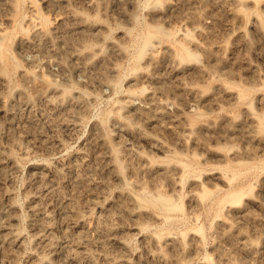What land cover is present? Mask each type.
Segmentation results:
<instances>
[{"label":"rangeland","instance_id":"obj_1","mask_svg":"<svg viewBox=\"0 0 264 264\" xmlns=\"http://www.w3.org/2000/svg\"><path fill=\"white\" fill-rule=\"evenodd\" d=\"M31 1L46 25L75 15L92 26L74 36L90 64L67 55L65 75L62 54L17 44ZM0 28L9 45L0 52V152L11 159L0 162V210L11 209L7 225L21 237L0 241V264H86L71 248L87 247L93 264H264V0H0ZM185 47L194 55L182 58ZM34 74L67 88L71 102H22L41 82ZM50 95L54 105L62 97ZM103 139L135 166L141 151L152 170L135 177L126 166L121 183ZM78 217L115 229L90 233V247Z\"/></svg>","mask_w":264,"mask_h":264},{"label":"bare ground","instance_id":"obj_2","mask_svg":"<svg viewBox=\"0 0 264 264\" xmlns=\"http://www.w3.org/2000/svg\"><path fill=\"white\" fill-rule=\"evenodd\" d=\"M49 1L53 2L55 0H49ZM6 2L8 4H12V3L16 4L17 0H6ZM22 17L26 21L27 25L25 27H23L24 33H22L21 35H19L17 37V44L21 48H23L25 50H30V48L33 47L32 48L33 50L38 49V50H43V51L45 50V52L47 51V52H50L52 54L53 53L62 54V57L60 58L61 60H59V63L61 65L62 73L65 75L69 74V72L72 70L71 66L68 64L67 55L69 57H70V55L73 57L75 56V58H77L78 60L81 59L87 65L90 64L88 55L83 53L82 50L76 48L75 42H74V36H75L76 32L85 33V30L87 28L92 27L91 25H86L79 17H76L75 15H73L71 18L69 17V19L67 17H60V20H59L57 25H53V26L52 25L51 26L46 25L44 20H43V16L40 14V12H38L36 5L32 1L27 2L24 5L23 11H22ZM59 41H61V43L62 42L64 43L65 46L63 45L64 46L63 49H60V47H59L60 42ZM150 44H151L150 40L146 39L145 40V46L150 45ZM196 45H198V43ZM7 49H9L8 34H7V31L0 28V52L3 50H7ZM33 50H30V51H33ZM207 51L213 52L212 49H209ZM193 55H194V53L189 48L185 47L184 50L182 51L181 57L184 58V57H190ZM162 56H164V55H162ZM160 58H162V57H159L153 51L151 52L150 60L152 62L158 63L160 61ZM196 68L200 71H203V68L201 66L197 65ZM32 78H35V79L38 78L41 82L36 80L40 83H38V86L36 87V91L33 92L34 94L23 93V91L21 90L23 93V96H20L19 98L22 99L21 100L22 102H25L26 104H30V103H32V100L33 101L35 100L34 99L35 97H41V98H45V100L50 105L52 104L53 106H58V105H63V103L70 101L71 97H69L68 89L65 87L59 86L54 79H51V78L44 76V75L39 76V75H35V74H34V77H32ZM187 88L190 91L195 90L193 87H187ZM54 92H60L61 96H62V97H59L60 99L57 100V103H55L56 105L53 104L55 102V100L50 95V93H54ZM22 93H20V95H22ZM241 96H243V94L241 92H238L237 97H241ZM79 98H81V95H79ZM135 99H136V97H133V96L131 98H129V100H128L129 105L136 109L137 115L148 117L149 115H147V112L143 108H141L137 105L136 106L134 105ZM166 104H167V102L160 103L158 105V114L166 115L169 113V112H167L168 109H166L167 108ZM120 127H121V129H125L134 138H139V137L145 136V134L142 131V128L140 127V124L139 125L135 124V122H132V123L131 122H129V123H122L121 122ZM103 141L106 142V144L108 145V148H109V154H108L109 164H110L109 170L121 181V183L124 184V183L128 182V180L124 176V170H125L126 166L129 167L130 171L133 173V175L135 177H140L143 172L152 170L153 165L155 163L150 159H144L145 158L144 154L141 151H137V152H135V154L133 153L140 160V162L138 163V166L137 165L135 166V164H133L134 161L132 162V158H133L132 153L130 154L129 152L126 151L124 154H122L121 150L119 148L115 147L114 145L110 144V142H108L109 141L108 139H105V140L103 139ZM155 143L160 145V143L157 139H155ZM123 157L125 158V160ZM8 158H9L8 154H6L4 152H0V162H4ZM142 160H144V162ZM89 168L90 167H88V169ZM182 168L184 171H187L188 165L183 164ZM164 171L169 172V170L167 168H165ZM82 177L76 178L77 179L76 183L78 184V186H80V184H84L87 182L85 180V178H82ZM38 178H39L38 181L40 183V185H38V186L40 188L45 187L44 175L40 174L38 176ZM53 183L56 185L59 183V181H55ZM56 187H57V185H56ZM56 187H54L52 185L48 186V188L50 189L49 193L53 192ZM157 198L160 200L164 199L161 196H159ZM10 207H11V205H10ZM34 213L36 215L41 216V220H38L37 224H44V223L46 224L47 223V227L50 230L49 231V235H50L49 238L51 239L52 227H51V224L49 222L51 220L50 214L47 211H45V209L43 210V208L40 207V204H38V206L35 207ZM77 214H78V212H77ZM78 216H79V214H78ZM0 217H1L0 219L3 218V220H0V241L2 242V244H5V246H7V247H11V245H13V244H20L21 243L20 234L15 233L7 225L9 219L12 218L11 209H7L6 211H1ZM4 221H5V223H4ZM78 221H79V223L82 224L83 236L86 239L87 245L90 247L95 242L94 239L90 236V233L95 232L98 235H102V233H104V232L109 233L115 229L114 228L115 226L114 227L108 226V225H112V224H108V225L103 224L104 220L102 221V217H87V218L86 217L85 218L80 217L77 220V222ZM47 238L43 239V241H45ZM101 242H102V240H101ZM101 242H99V243H101ZM174 243L176 246L180 247L183 251L187 248L186 243L183 239L174 240ZM46 244H48V241H46L44 245H46ZM68 244L69 243H67V247H70L71 244L70 245H68ZM7 247L4 249L7 250ZM71 249H72V254L74 255V257L81 258L83 256L84 258L86 257V260H85L86 264L92 263V258H93L91 255L92 253H91V251H89L88 247L86 248V250H83V251H80V250L77 251V249L74 250L73 248H71ZM5 250H3V251L5 252ZM11 251H13V250L11 249L10 252ZM6 252H5V254H6ZM10 252H7V254H10ZM68 252H70V251H68ZM68 255H71V254H68ZM82 260L83 259H81L80 261H82Z\"/></svg>","mask_w":264,"mask_h":264}]
</instances>
